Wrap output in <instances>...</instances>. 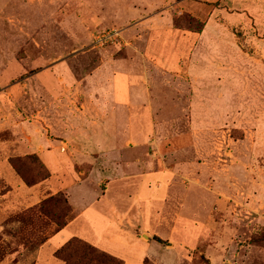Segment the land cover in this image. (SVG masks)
Here are the masks:
<instances>
[{
  "label": "rangeland",
  "instance_id": "1",
  "mask_svg": "<svg viewBox=\"0 0 264 264\" xmlns=\"http://www.w3.org/2000/svg\"><path fill=\"white\" fill-rule=\"evenodd\" d=\"M74 237L264 264V0H0V264H64Z\"/></svg>",
  "mask_w": 264,
  "mask_h": 264
},
{
  "label": "trees",
  "instance_id": "2",
  "mask_svg": "<svg viewBox=\"0 0 264 264\" xmlns=\"http://www.w3.org/2000/svg\"><path fill=\"white\" fill-rule=\"evenodd\" d=\"M39 159L38 157L36 158ZM11 164L20 174L18 162L13 159ZM25 180V179H24ZM27 185L36 182L25 180ZM64 201L59 196H51L41 202L39 212L57 224L59 229L66 226V223H61L59 217L55 216V209L64 206ZM55 256L61 259L64 264H124L121 259H118L105 251L100 250L94 245L87 243L79 238H72L67 241L61 248L55 252ZM148 260H146V263Z\"/></svg>",
  "mask_w": 264,
  "mask_h": 264
},
{
  "label": "crops",
  "instance_id": "3",
  "mask_svg": "<svg viewBox=\"0 0 264 264\" xmlns=\"http://www.w3.org/2000/svg\"><path fill=\"white\" fill-rule=\"evenodd\" d=\"M115 92V91H114ZM117 91L115 92V96H113V100H114V102H116V99H117V97H116V95H117ZM62 143L64 144L65 142L64 141H62ZM67 144L65 143L64 145H61V146H59V147H57L56 149H53V150H57V149H59L61 152H66V150H67ZM53 150H48V149H44L43 147H40V149L38 150V152H39V155H40V153H46V152H49V151H53ZM48 155H49V153H48ZM41 157V156H40ZM49 157V156H48ZM42 158V157H41ZM43 160H45V156H44V158H42ZM53 170V169H52ZM53 172H54V170H53ZM32 190H34V189H32ZM79 212H81L80 214H84V215H86L87 216V213H86V209H82L81 211H79ZM86 216H84V217H86ZM71 225H72V221H70L69 223H68V225H66L64 228H62L61 230H59L58 231V235H60V237H62V238H69L70 236H72V232L74 231L73 229H71L70 230V227H71ZM83 232H86L85 230H82V233ZM81 233V232H80ZM79 234V233H78ZM74 235V234H73ZM82 236V235H81ZM67 238V239H68ZM110 241H112V240H110ZM113 242V241H112Z\"/></svg>",
  "mask_w": 264,
  "mask_h": 264
},
{
  "label": "built area",
  "instance_id": "4",
  "mask_svg": "<svg viewBox=\"0 0 264 264\" xmlns=\"http://www.w3.org/2000/svg\"><path fill=\"white\" fill-rule=\"evenodd\" d=\"M122 40V32L119 30H109L103 33H99L95 36V45H103L107 43H116Z\"/></svg>",
  "mask_w": 264,
  "mask_h": 264
}]
</instances>
